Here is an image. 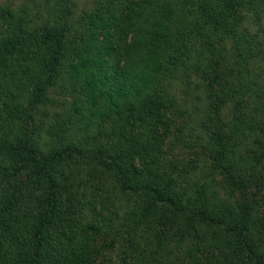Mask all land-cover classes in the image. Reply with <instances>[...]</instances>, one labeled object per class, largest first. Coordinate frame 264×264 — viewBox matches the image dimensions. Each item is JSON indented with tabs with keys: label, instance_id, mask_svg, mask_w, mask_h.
Returning <instances> with one entry per match:
<instances>
[{
	"label": "trees",
	"instance_id": "trees-1",
	"mask_svg": "<svg viewBox=\"0 0 264 264\" xmlns=\"http://www.w3.org/2000/svg\"><path fill=\"white\" fill-rule=\"evenodd\" d=\"M0 264H264V0H0Z\"/></svg>",
	"mask_w": 264,
	"mask_h": 264
}]
</instances>
